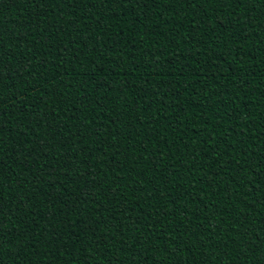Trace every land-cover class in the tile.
Listing matches in <instances>:
<instances>
[{
	"label": "trees",
	"instance_id": "trees-1",
	"mask_svg": "<svg viewBox=\"0 0 264 264\" xmlns=\"http://www.w3.org/2000/svg\"><path fill=\"white\" fill-rule=\"evenodd\" d=\"M0 264H264V0H0Z\"/></svg>",
	"mask_w": 264,
	"mask_h": 264
}]
</instances>
